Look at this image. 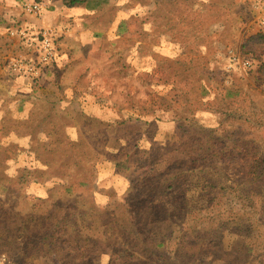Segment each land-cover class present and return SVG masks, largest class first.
I'll list each match as a JSON object with an SVG mask.
<instances>
[{
  "label": "rangeland",
  "instance_id": "obj_1",
  "mask_svg": "<svg viewBox=\"0 0 264 264\" xmlns=\"http://www.w3.org/2000/svg\"><path fill=\"white\" fill-rule=\"evenodd\" d=\"M38 1L45 8L33 15L24 0H0V255L11 264H80L87 254V264H264V178L248 173L264 162V0ZM20 26L53 29L55 57L41 63V37L10 34ZM18 54L40 74L11 70ZM210 145L228 155L212 156ZM154 146L172 151L149 157ZM187 150L229 186L213 202L189 186L190 224L179 194L172 220L143 228V239L157 238L152 247L81 216L84 206L108 207L126 222L133 182L163 199L160 180ZM138 200L135 221L147 211ZM209 207L223 235L187 247L183 230ZM50 211L69 214L77 244L93 250L50 255L33 244L22 222ZM243 214L247 227L227 224Z\"/></svg>",
  "mask_w": 264,
  "mask_h": 264
},
{
  "label": "trees",
  "instance_id": "obj_2",
  "mask_svg": "<svg viewBox=\"0 0 264 264\" xmlns=\"http://www.w3.org/2000/svg\"><path fill=\"white\" fill-rule=\"evenodd\" d=\"M88 0H64V4L67 7H75L81 6L87 3ZM215 148V147H213ZM212 145L207 147L208 152H211L212 156H227L226 152H223L220 155V151L213 150ZM163 156V154L168 155L171 151L166 146H160L156 148V146L149 148L145 153L149 157H153L155 154H159ZM163 151H166L163 153ZM181 151V149L179 150ZM191 150H187V152H181L178 154L179 160L175 165L168 167L165 171V176L161 178L166 187L164 190L165 195L163 199L154 198V195L146 194L145 192H141V187L137 183L134 184L133 182V190L127 195V198L124 201L126 215H130V218L123 223L121 219H114L116 213L109 211L108 207L106 209H98L94 206L91 207H83V211H81V216H92L95 222L102 223L103 226H107L110 230H115V233L119 237L126 238L127 235L131 234L134 235L135 238L138 240H143L148 245L153 246L156 244L157 238L147 241L148 237L143 239L142 231L145 229H149L153 227V225L163 222L167 223L168 221L172 220L173 215L170 212V201L172 200L174 195L179 194L175 201L178 206H181L183 209V213L186 215L187 222L190 224V217H188L191 212V202L193 201L194 197L191 196V200L188 197V192L197 190L195 193L199 198H203L208 202L216 201V199L225 196L226 189L229 188L226 184H224V174L223 171L218 167H213V165L209 162H206L203 159V162H200L199 158L193 157ZM170 157V156H169ZM171 160L176 159V157L170 158ZM223 159V157H220ZM239 161V159H238ZM264 161V159H263ZM237 162V161H236ZM119 168L121 163H118ZM118 169V168H117ZM154 170L153 168L151 169ZM119 171V170H118ZM253 177L256 178H264V162L263 163H256L253 160L250 163L249 172ZM158 181L157 183H161ZM178 182H184L187 186L180 189ZM193 186V188H189V186ZM175 186L179 187L178 191H176ZM131 193L137 194L136 200H132ZM130 195V197H129ZM247 197H251L250 195H246ZM138 200V203L141 207L147 209L145 214L141 216L140 220L135 221L136 218H139V214L135 210H130L132 204H135ZM129 208V211L127 209ZM209 207L206 210H202L204 214L202 216H198L199 218L193 220V225H188L183 230V237L181 238L183 243L187 247H197L198 246H207L209 248V238L215 235L218 237L219 235H223L224 227L227 226L223 223L221 216H212L209 215L211 209ZM91 209V210H90ZM131 212V213H130ZM132 212H134V217H132ZM188 217V218H187ZM29 219L23 221V229L31 234H29V238L34 236L32 241L33 244H36L40 250H44L46 253L51 254H59L66 251L68 247L70 250L77 251V248H86L88 251H92V248H89V244L78 245L79 238L81 236V232L77 228L75 224L71 221V216L66 214L65 216H60V214H56L55 212H47L28 217ZM249 216L243 214L238 216L236 220H231L227 224L234 226L237 228V225L248 226L249 225ZM108 220V221H107ZM113 223L111 226H109ZM119 224V225H118ZM200 224V225H196ZM186 231L188 233H186ZM217 231H219L217 233ZM217 234V235H216ZM28 239V236H26ZM1 239V237H0ZM216 239V238H215ZM161 243V242H160ZM28 244H32L28 242ZM72 244H75L77 247H71ZM197 244V245H196ZM94 245L97 246L96 243ZM159 245V242L157 243ZM96 246H94L96 248ZM135 247H137L135 245ZM68 251V254L65 255L67 257H72L71 251ZM101 251V250H100ZM121 250L113 248L111 249V255H115L120 253ZM102 253V251H101ZM90 254H87L85 257V262L80 264H87L90 263L91 257ZM213 259H222L220 256H217L215 253L212 252L211 254ZM76 259V257H73Z\"/></svg>",
  "mask_w": 264,
  "mask_h": 264
},
{
  "label": "built area",
  "instance_id": "obj_3",
  "mask_svg": "<svg viewBox=\"0 0 264 264\" xmlns=\"http://www.w3.org/2000/svg\"><path fill=\"white\" fill-rule=\"evenodd\" d=\"M23 7L26 13L36 15L42 12V10L45 8V4L38 0H24ZM54 32L55 31L53 29L37 30L20 26L16 29H12L10 34L15 35L16 33H19L21 38L26 43H31L32 37L40 36L41 52L39 60L41 63H46L55 57V47L53 40ZM234 60L236 61V58H234ZM243 63L246 67L252 66V63L248 60L244 61ZM8 65L11 70L16 72H26L37 76L40 74V67L33 62L27 61V58L23 54H18V56L10 59ZM0 264H11V261L6 255H0Z\"/></svg>",
  "mask_w": 264,
  "mask_h": 264
},
{
  "label": "crops",
  "instance_id": "obj_4",
  "mask_svg": "<svg viewBox=\"0 0 264 264\" xmlns=\"http://www.w3.org/2000/svg\"><path fill=\"white\" fill-rule=\"evenodd\" d=\"M77 7V6H76ZM71 8H73V7H71Z\"/></svg>",
  "mask_w": 264,
  "mask_h": 264
}]
</instances>
